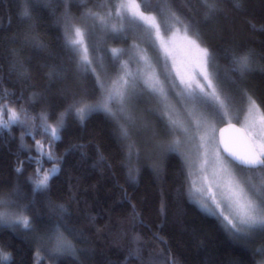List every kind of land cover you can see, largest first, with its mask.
Masks as SVG:
<instances>
[{
  "label": "trees",
  "instance_id": "trees-1",
  "mask_svg": "<svg viewBox=\"0 0 264 264\" xmlns=\"http://www.w3.org/2000/svg\"><path fill=\"white\" fill-rule=\"evenodd\" d=\"M101 1L0 0V120H8V109L23 110L21 122L0 128V208L24 209L31 220L30 229L0 224L6 264L264 262V230H229L190 199L177 153L148 154L142 142L154 144L153 135L164 132L161 119L151 116L154 133L135 138L138 153L130 158L112 115L93 110L83 121L77 117L75 102L97 103L101 87L66 43V28ZM136 1L146 13L191 25L189 33H198L215 57L223 94L239 100L247 93L264 116V0H241L239 8L233 0ZM245 53L251 70L241 76L231 71V58ZM57 124L53 141L45 129ZM37 141L52 160L40 156ZM53 166L59 170L48 186L33 191L37 168ZM58 234L71 253L53 251Z\"/></svg>",
  "mask_w": 264,
  "mask_h": 264
},
{
  "label": "rangeland",
  "instance_id": "rangeland-1",
  "mask_svg": "<svg viewBox=\"0 0 264 264\" xmlns=\"http://www.w3.org/2000/svg\"><path fill=\"white\" fill-rule=\"evenodd\" d=\"M120 2L121 0H102L98 6L86 10L76 22H69L84 28L87 32L85 44L88 47L89 58L93 61L92 67L96 69V78L99 76L101 87V96L98 102L92 105L105 100L107 91L113 87V81L122 74V65L128 62L129 69L138 73L136 85L134 88H129L126 103L121 104L117 98L111 101L109 106L115 113L112 116L117 121L120 135L124 137L129 157L133 158L138 153L135 148V138L139 137L138 135H148L144 131L148 132L150 129L151 116L161 119L165 125L164 132H156L153 135L154 132L150 129L149 134L153 135L154 144L149 140L142 142L146 144L144 147L149 145L148 154L177 153L187 170L190 199L202 211L219 216L229 230L237 232V228H244V226L239 224L233 210L229 209L226 201L223 200L222 194L226 191L230 179L228 172L224 169H229L238 180L250 181L257 186L264 182V172H251L230 161L218 145L217 129L223 123L235 122L245 130L257 151L264 150V139L261 138L264 136V120L261 117L264 116L261 110L258 107V111L254 109L250 115L246 96L239 100L231 99L227 117L212 116L209 109L200 108L199 111L205 116V122L198 128L196 117L189 114L191 105L186 104L179 95L184 87L180 82L181 78L185 81L205 83L203 77L198 75L202 71L200 54L185 39L184 25L176 23L171 14L159 18L153 13L144 12L145 15L157 17V22L161 25V38L166 41V45L162 47L156 38L154 28L142 21L133 22L131 17L120 19L115 16V6ZM109 10L113 11V16L109 18L107 26L86 15L89 11L104 15ZM113 25L121 28V31L113 32L111 30ZM91 45L95 51L92 50ZM200 45L204 47L201 43ZM114 48L123 50L119 59L112 55L111 50ZM104 51L108 52L110 61L114 63L113 68L105 64ZM76 52L80 59L82 52ZM145 54L150 66L139 59L140 55ZM153 75L167 93L166 103L158 94L151 92L144 83L145 79ZM169 114L172 119L179 121L182 127L172 129L169 124ZM122 127L128 129L127 137L122 135ZM184 128L188 131L185 132ZM205 133H207L206 142H202L201 137L205 136ZM253 133L260 135L253 136ZM177 140L180 143L174 145L173 142ZM170 146L175 150L170 151ZM213 196H215V202ZM217 202L221 203V208L216 206ZM0 213L9 217L18 214L5 208H0ZM229 220L232 223H229ZM262 262L259 261L257 264Z\"/></svg>",
  "mask_w": 264,
  "mask_h": 264
},
{
  "label": "snow or ice",
  "instance_id": "snow-or-ice-1",
  "mask_svg": "<svg viewBox=\"0 0 264 264\" xmlns=\"http://www.w3.org/2000/svg\"><path fill=\"white\" fill-rule=\"evenodd\" d=\"M204 2L205 4H208V0H204ZM233 3L237 8L241 6V0H233ZM214 9L215 3L213 2V4L210 5V10ZM23 15L28 16L29 13L25 12ZM86 15L94 20H97L100 24L107 26L109 18L113 16V11L109 10L104 15L89 11L86 13ZM115 16L119 17L120 19L131 17L133 22H144L145 24L149 25V27L155 29L156 38L160 41L161 46L163 47L166 45V41H164L160 35L161 25L157 22V17L153 15H145L144 11L141 10V4L137 3L136 0H121V2L115 6ZM174 19L176 23H183V21H181L178 17L174 16ZM191 27L192 26L189 24H184V37L191 46L198 50L200 54L202 71L198 75L203 77L205 83H200L199 81H185L183 78H181L180 82L184 87L180 91L179 95L186 104L191 105L189 114L196 117V124L199 128L200 125L205 122V116L199 111L200 108L209 109L212 116L227 117L229 114L231 98L223 94L218 70L213 68V61L215 57L208 48L201 47L198 33L189 35ZM111 30L113 32H119L121 31V28L113 25ZM86 35L87 32L84 28L69 23L66 29V43L74 51L82 52L80 63L85 67V70L91 69V71L95 73L96 69L92 67L93 61L89 58L88 47L85 44ZM111 51L113 57L119 59V56L123 50L114 48ZM139 59L144 61L146 65H149L146 54L140 55ZM231 63V71L233 73L239 72L241 76L247 74L251 70V56L249 53L234 55L231 58ZM137 76L138 73L131 71L128 67V62H125L122 65V74L118 76L116 81H113V87L107 91V96L102 103L89 105L84 103L83 100L75 102L81 105L75 108L77 117L83 121L87 113L92 110H102L110 115H115L109 106L110 102L118 98L121 104L126 103L128 90L129 88L135 87ZM97 80L98 83H100L99 76L97 77ZM144 83L151 90V92L158 94L166 103L167 93L165 89L159 85V81L155 80L154 75L145 79ZM245 96L247 97L249 105L248 111L251 115L254 109L258 111V106L256 101L252 99L251 96H248L247 93H245ZM5 108L6 106H0V114L4 113ZM21 112H23L22 109H8V120H0V128L8 127L12 123L21 122ZM261 119L264 120V117H261ZM60 123H62V120ZM169 124L172 129L182 127L181 123L175 119H172L170 114ZM45 130H50L53 141L59 139V124L47 125ZM184 131L187 132L188 129L184 128ZM121 133L123 136L127 137L128 129L122 127ZM258 135L260 134L253 133V136ZM206 136L207 133H205V136L201 137L202 142H206ZM261 138L264 139V136H261ZM36 143L40 156L43 157L47 155V159L52 160L53 156L51 152L47 154L44 153L43 144L40 141H37ZM179 143L180 142L178 140L173 142L174 145H178ZM50 147L51 143L49 144V148ZM169 150L171 151L175 149L174 147L170 146ZM233 160L238 166H242L244 169H247L251 172H264V150L253 152L246 156H235L233 154ZM58 170V166H53L48 171H43L38 167L35 173V187L33 191L46 188L51 176L57 173ZM224 170L228 172L230 179L228 181L226 191L222 194L223 200L226 201L227 207L233 210L235 216L238 218L239 224L244 226V228H237L236 230L238 232L253 231L257 229L264 230V182L257 186L251 184L250 181H240L232 175L229 169L225 168ZM20 171L21 169L18 168L17 172ZM213 200L215 202V196H213ZM3 204L4 201H0V205ZM216 206L218 208L222 207L221 203L219 202L216 203ZM23 212L24 209H21L20 214H14L11 217L0 213V224H8L10 226L22 225L25 229H30L31 220L27 215H24ZM225 218L228 219V217ZM229 223H232V221L229 220ZM53 251L58 254L71 253L72 245L62 235L58 234ZM261 254H264V251H262ZM9 260L10 254L4 253L2 250H0V264H6V262ZM262 264H264V262H262Z\"/></svg>",
  "mask_w": 264,
  "mask_h": 264
},
{
  "label": "water",
  "instance_id": "water-1",
  "mask_svg": "<svg viewBox=\"0 0 264 264\" xmlns=\"http://www.w3.org/2000/svg\"><path fill=\"white\" fill-rule=\"evenodd\" d=\"M217 140L222 153L234 164L233 154L246 156L257 152L245 130L235 122L221 124L217 129Z\"/></svg>",
  "mask_w": 264,
  "mask_h": 264
},
{
  "label": "bare ground",
  "instance_id": "bare-ground-1",
  "mask_svg": "<svg viewBox=\"0 0 264 264\" xmlns=\"http://www.w3.org/2000/svg\"><path fill=\"white\" fill-rule=\"evenodd\" d=\"M90 104H91V103H90ZM90 104H89V105H90ZM92 111H93V110H92ZM95 111H96V110H95ZM98 111H99V110H98ZM156 116H157V115H156ZM157 117H158V116H157ZM164 127H165V126H164Z\"/></svg>",
  "mask_w": 264,
  "mask_h": 264
}]
</instances>
